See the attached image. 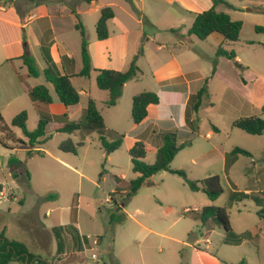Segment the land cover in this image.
Returning <instances> with one entry per match:
<instances>
[{"label":"rangeland","instance_id":"rangeland-1","mask_svg":"<svg viewBox=\"0 0 264 264\" xmlns=\"http://www.w3.org/2000/svg\"><path fill=\"white\" fill-rule=\"evenodd\" d=\"M96 1L97 8L94 13L84 14L80 19L89 41L96 35L98 37L97 22L101 16V9L110 6L117 19L130 31L127 49L130 61L142 55V51L143 54L146 52L138 62L136 60L138 66L140 64L145 72L150 54L154 57L156 53L155 44L147 42V38L155 36L169 47L168 43L174 44L175 47L174 50L164 48L161 51V58L169 59L171 52L174 51L178 55L180 51L187 50L185 55L188 57H179L178 60L199 68L202 73L211 74L214 61L217 59L218 45L215 38L211 36L201 41L191 34L196 45L180 48L176 41L184 40L182 35L186 36L189 33L193 25L192 19L180 21L179 16H172L175 11L168 7L165 0ZM225 1L227 3L215 6L217 10L228 13L233 20L243 22L240 40L226 41L223 45L226 49L234 51L238 58L236 60L220 58L221 61H217L218 75L208 87L210 96L206 98L199 113L195 114L197 127L194 128L196 134L192 137V144L176 154L171 167L184 169L192 179L219 175L224 192L212 204L226 208L235 232L260 229V234L256 238L244 240L239 245L227 244L222 241L226 235L225 230L210 222L200 229L197 239L199 241L195 242L193 239L195 234L190 238L189 233L197 228V223L191 218L184 217L183 210L186 207L206 206L210 204L209 198L203 192L191 191L182 177L169 171L154 175L146 186L124 203L123 210L126 215L122 221L110 222L112 198L120 203L124 200L114 192L113 176L125 175L123 177L128 179L136 177L128 154L131 135H127V129L133 123L131 109L133 99H130V96L133 91L138 92L135 95L143 92V88H147L151 83L148 82L150 75L146 74L144 84L132 82L119 98L117 108H114L107 105L109 92L105 97L107 92L98 87L97 74L93 72L90 78H86V82L77 79L73 81L78 88L84 86L88 93L81 96L79 106L86 107L89 100L93 99L110 131L108 139L114 140L115 132L125 136L121 148L108 154L101 145L99 133L84 130L73 134L55 132L52 131L51 124L49 130L52 137L38 146L43 154H29L28 148L24 147L16 148L12 152L10 148H14L13 142L5 146L0 140V234L4 239L17 241L26 246L28 252L34 256L32 261L26 264H33L38 258L44 260L46 264H200L197 249L212 253L221 259L222 264H240L242 259H246L248 264H264V204H257V201L264 197L261 191L264 188V134L252 135L232 126V118H239V114L264 118V114L258 109L249 108L248 112L245 110L244 113H240L232 108L234 87L243 93H248L250 87H264V44H247L264 36V33L256 30V27H264L262 23L264 14L247 10L258 6V3L264 6V0ZM24 3L30 2L24 0ZM140 19L142 22H139ZM111 20L112 18L107 22L108 29L115 32L119 27ZM10 28L14 30L13 27ZM181 30L188 31L185 33ZM73 33L69 48L76 52L79 67L81 34L78 30ZM56 52L55 46L54 53ZM33 54L41 75L31 78L29 84L46 85L50 89L53 102L60 103L53 85L47 82L43 72L47 62L39 49H34ZM194 56L195 59H191ZM8 67L4 65L0 68L2 88L0 113L15 136L26 140L23 131L12 126L13 117L26 110L27 129L30 131L37 127L39 118L28 93H22L16 99L10 100L14 83L4 73ZM229 73L233 76V82L228 86L226 80ZM243 78L248 82L247 86H243ZM24 84L20 82L18 87ZM238 94L242 95L240 92ZM55 110L57 111L56 108ZM74 110L72 108L67 113L70 120H73ZM208 133L212 134V138L207 136ZM68 138L76 145L83 143L82 146H78L77 154L67 153L59 148ZM213 144L220 145L219 153H222L223 149L230 152L235 147H241L251 155L238 154L233 166L225 169L223 156L210 151ZM147 151L145 161L153 163L155 151L150 148ZM12 153L21 162L20 167L9 165L8 160ZM227 159L229 162L232 160L228 156ZM247 186L251 188L256 199L232 198L233 191L243 192ZM50 194L56 196L50 197ZM72 222L77 225L82 235L90 239V244L83 252H76L70 247L67 254L59 260L56 256L57 244L52 227ZM138 222L147 224L156 233L144 232ZM207 229L215 231L207 235ZM157 233L169 235L174 239L162 237ZM96 237L102 238L96 239L95 242ZM207 238L211 240L208 245Z\"/></svg>","mask_w":264,"mask_h":264},{"label":"trees","instance_id":"trees-1","mask_svg":"<svg viewBox=\"0 0 264 264\" xmlns=\"http://www.w3.org/2000/svg\"><path fill=\"white\" fill-rule=\"evenodd\" d=\"M13 1L15 0H0V3L3 2L6 4ZM34 1L35 3H38L43 0H30V2ZM56 1L66 2L68 0ZM87 1L90 2V0ZM219 3H227V1L213 0V6L211 8L197 13L189 33L195 35L200 40H205L211 34L218 33L223 36L224 40L227 42H237L240 38L243 22L240 20H233L226 12L217 11L215 6ZM254 9L258 12L264 13V6L262 5H258L254 7ZM73 12L79 19L75 27L81 34V57L83 64L81 70L76 75L89 77L91 72L96 70L97 85L100 89L107 90L109 92V99L106 103L108 106H114L117 104L118 99L123 93L124 84L130 80L139 78L142 73L136 63L137 59L134 58L126 70L94 69L89 52L90 42L86 36L84 25L81 23L77 12L75 10H73ZM114 16L115 14L112 7L105 6L101 9V16L97 22L99 40H105L109 37L107 22ZM256 30L258 32H264V27H256ZM141 53H143V51ZM217 55L225 56L229 59H234L236 57L234 51L228 52L221 46L218 47ZM21 58L27 66V75L29 77H38L41 74L34 56L25 53L21 56ZM45 59L47 62V67L43 71L45 78L47 82L53 85L60 102L66 107L77 105L80 102V94L71 81L72 75L67 72H63L53 61L49 53ZM214 64L212 73L206 79L204 86L191 97L194 111H197L200 108L204 98L209 95L208 80L213 76L216 70V60L214 61ZM29 95L39 116L37 127L32 131L28 130V112L26 110L19 112L13 117L12 126L20 128L23 131L26 140L17 138L0 113V140L3 145L6 146L9 142H13L15 146L19 145L29 147V154H43V151L37 148L39 145L44 144L52 137V133L49 130V125L51 124L52 131L55 132L73 134L77 131L84 130L89 133H99L101 145L108 154L121 147L125 136L115 132L114 134L116 135V138L114 140L108 139L110 131L107 129L104 117L97 109L93 99H90L88 105L82 109L79 120L74 121L68 118L69 116L67 113L53 114L51 112L50 106L53 102V97L46 85H37L32 87L29 90ZM157 103H159V96L156 92L143 91L135 95L133 97L132 104L133 121L135 123L143 121L148 114V106L150 104ZM262 110L264 112V106ZM188 123L190 131L175 129L171 133H167L163 136L164 142L158 148L156 158L153 163H147L144 160L147 151L146 145L143 141H137L132 146L129 150V155L131 157L133 171L138 175L136 178L130 180H126L117 175L113 176L115 184L114 192L120 195L124 200L120 203L116 199L112 198L111 201L113 206L110 213V222L122 221L126 215L123 210L124 203L134 197L154 175L161 171H169L182 177L185 184L191 191H201L205 193L210 200L214 201L224 192L221 178L217 174L209 175L200 179H192L188 176L184 169L171 168V162L175 158L176 154L183 148L190 146L192 144V137L196 134L194 133V128L197 127V119H189ZM232 126L252 135L264 134V118L260 116L237 118L233 121ZM181 138H186V140L180 142L179 140ZM82 145L83 143H78L76 145L68 138L60 144L59 148L64 152L77 154L78 146ZM238 154L248 156L251 155L249 151L241 147H235L230 152L232 158L236 157ZM8 163L11 167L21 166V162L13 155V153L10 156ZM26 174L29 176L27 169ZM262 193L264 194V191ZM49 196L55 197L56 195L50 194ZM245 196L246 194L240 191H234L232 193V198L235 200H240ZM254 198L256 199V197ZM257 204H264V197L260 198L257 201ZM184 216L191 218L197 223V228L189 233L190 238L195 234L193 239L198 238V235L201 232L200 229L210 222H212L211 224L217 225L225 230L226 235L224 243L239 245L244 240L254 238L251 231H245L242 233L235 232L231 224L229 213L224 207L210 204L198 209H189L184 212ZM52 233L57 243L56 256L59 260L67 254L70 247L76 252H83L87 245L90 244V239L81 235L77 226L73 223L54 226L52 227ZM101 238L102 237H98L99 240ZM33 257L34 256L28 252L25 245L17 241H10L6 238L4 239V236L0 234V264H10L12 261H18L19 263L21 262L22 264H26V262H31ZM66 260L69 261L70 259ZM33 264H46V262L38 258ZM240 264L248 263L246 259H242Z\"/></svg>","mask_w":264,"mask_h":264},{"label":"crops","instance_id":"crops-1","mask_svg":"<svg viewBox=\"0 0 264 264\" xmlns=\"http://www.w3.org/2000/svg\"><path fill=\"white\" fill-rule=\"evenodd\" d=\"M165 1L168 2V7L170 8L172 7V9H174L175 11L174 15L172 14V16H179L181 18L180 21H183L186 18H191L192 23L194 22L195 15L197 13L207 10L213 6V2H211L212 0H165ZM257 5H260V3H258ZM254 7L255 6H253V8L250 7L247 10L258 12L257 10H254ZM96 8H97L96 0H90V2L87 0H68L66 2H60L56 0H43V1H39L38 3L30 2L26 4L24 3V0H15L13 2H9L6 4L3 2L0 3V23H1L0 24V68L3 67L4 65L9 66L5 70L4 73L8 77H10V80H12L13 81L12 83H14V86H13L14 90L12 92V95H10L11 101L13 99H16L22 93L29 94V90L32 87H34V85L29 84V80L33 77H29L27 75L28 73L27 66L24 64L21 58V56L25 53L34 56L33 54L34 49L36 50L39 49L44 59L49 53L53 61L59 66V68L63 72H67L72 75L71 77L72 83L73 81H75V79L79 81L83 80L84 82H86L87 79L90 78V76L81 77V76L76 75L83 66L82 57H81V65H80L81 67L80 66L77 67L78 62L76 59V52H72L69 47H70V40H71L72 34H74L73 32L77 30L75 25L77 24V21L79 20L77 18V15L73 12V10L77 12V14L79 15L81 19L84 14L94 13ZM215 9L217 10L216 7ZM219 12H222V11H219ZM258 13H261V12H258ZM261 14H264V13H261ZM111 21L116 23V26L119 27L118 30H116L115 32H110V30L108 29L109 37L105 40H99L96 35L95 38L89 41L90 42L89 52H90V56L92 60V65L94 69L126 70L131 63L129 59V54H128L129 52L127 50L130 31L126 25H124L121 21L117 19L116 16H114ZM139 22H142V19H140ZM10 27H13L14 30H12ZM182 31L187 33L188 30H181V32ZM260 33H264V32L260 31ZM193 36L197 38L195 35ZM211 36L215 38L216 44L218 45V47L219 46L223 47V45H225L226 41L224 40L223 36H221L220 34L213 33L209 37ZM182 37L184 38V40L176 41V43L180 46V48L182 47L188 48V45L190 46L196 45V42L193 41L191 34L187 33L186 36L182 35ZM258 39L260 40L250 41L247 44H254V43L264 44L263 42L264 36L263 38L261 37ZM147 42H152L153 44H155V52H156L155 56L153 57V55L150 54V57L148 60L149 65H148L146 72L139 64V66L142 68V69L140 68L142 70L140 77L137 79L130 80L127 83H125L123 86L122 95L124 94L126 88L132 82L135 81L138 84H144L146 82L145 74L146 76L150 75L149 76L150 81L148 82L151 84L147 88H143V89L144 91L156 92L159 96V103L150 104L148 106V114L145 117V119L141 121L140 123H135L133 121V123L128 127L127 135L128 134L131 135V143L128 144V149L130 150L137 141H143L146 145V151L149 148L153 149L155 151L154 153H155V158H156L157 150L163 144L164 142L163 136L165 134L171 133L175 129L183 130L185 128H188L190 130L188 120L197 119L195 117V114L199 113L201 107H203V104L206 98H208V96L210 95L204 98L200 108L197 111H194V107L191 102V97L197 91H199V89H201L204 86L206 79L211 74L209 75L206 73H202L199 68H196L192 65H188L187 62L186 64L181 63L178 59L179 57H183V58L188 57L187 55H185V53L188 52L187 50L180 51L179 52L180 54L178 55L173 51L171 52V58L166 59L164 57L162 58L160 57L162 56L161 51L164 48H169V49L173 48L172 50H174L175 49L174 44L168 43L170 45L169 47L167 44L157 40L155 36L154 37L149 36V38H147ZM54 44L57 50L56 54L54 53V49H55ZM80 45H81V40H80ZM218 47L216 49V54L218 51ZM223 48L227 50L228 52L232 51V50L226 49L225 47ZM53 53L55 54V56ZM144 53L146 54V52ZM145 54L142 53L143 57L145 56ZM142 55L138 56L137 62H138V59L140 60ZM216 57L217 59L215 60L216 61L219 60V62L221 61L222 58L232 60L225 56L217 55ZM237 58L238 56L236 54V57L234 59L236 60ZM188 59L194 60L195 56L191 59L190 58ZM93 72L97 74L96 70H93L91 74ZM217 75H218V70H215L213 76L208 80V87L210 86V83L212 82V80H214V78H216ZM242 80H243L242 81L243 86H247L248 82L246 81V79L243 78ZM20 82H23L25 84L23 86L19 85L18 87V84H20ZM231 82H233V76L232 74L229 73V78L226 80V84L228 85ZM75 88L78 90L80 94V98L81 96L88 95L87 90L84 86H81L80 88L75 86ZM234 88H235V91L233 92V95H232L233 101H234L232 108L234 110L240 111V113H244L245 110H247L248 112L249 108H251V109H258L264 114L262 110L264 106V87H258V88L250 87V90L248 91V93L247 92L243 93L239 89L237 90L236 87ZM1 92H2V88L0 85V94ZM106 92L107 93L105 97L108 96V91L106 90ZM237 92L242 93V95L238 94ZM135 93H138V92L133 91V93H131L130 99L131 98L133 99ZM79 104L80 102L77 105L66 107L61 102L60 103L52 102L50 108L53 114L69 113L72 110V108H74L75 109L74 117L72 119L78 120L80 118L81 111L84 108L81 105L79 106ZM118 104H119V101L116 105H114V108H117ZM55 108L57 109V111L55 110ZM239 115H240L239 118L248 117V116H257V115H248V114H239ZM232 119H233L232 120L233 122L237 118L233 117ZM214 129L218 131L216 128ZM189 130L185 129V131H189ZM207 136L209 138H212V134L210 133H208ZM184 139L186 140V138H181L180 142H182ZM23 147L29 148L26 146H19V147L14 146V148H12L11 151L14 152L16 148H23ZM219 148H220V145L213 144L212 149H210V151L212 153L218 152L219 155L223 156L224 161H225V169L227 168L230 169V167H232L233 164L236 162L237 157H234V158L231 157L230 152L232 150L230 152H226L223 149L222 153H219ZM129 150H128V154H129ZM147 154H148V151L146 153L144 160H146ZM227 156L228 158L229 157L232 158L231 162H229V159H227ZM110 159H111V156H110ZM193 162L194 161L192 160L191 163ZM132 168H133V165H132ZM135 174L137 177L138 174L137 173ZM123 176L125 175H122L119 177H122L126 180L133 179V178L128 179ZM14 179L16 180L17 178L14 177ZM250 189L251 188L247 186L243 192L246 194L245 197H251L253 199L255 195L253 196V192ZM235 191H238V190H235ZM261 191H264V188ZM198 192H201V191H198ZM209 201H210L209 203L212 204L213 200L209 199ZM198 208H201V207H198V206L194 208L186 207L183 210V216H184L185 211L189 209H198ZM67 209H69V207ZM138 224L140 226V229L143 230L144 232L156 233L147 224L142 223V222H138ZM213 231H215V229H207V235H210L211 232ZM246 231H250V230H246ZM242 232H245V231H241L239 233H242ZM251 232L254 238H256L260 234V229H258L257 231L254 230ZM158 235L162 237H168L169 239H174L173 237L169 235H164V234H158ZM224 238L225 236L222 239L223 242H224ZM94 239H95V242H97L96 239H98V237ZM197 239L198 238L194 239L195 242L199 241ZM210 242H211L210 238H207L206 240L207 245ZM56 250H57V247H56ZM203 251L204 250L197 249V253L200 256L199 258L200 264H222V261L220 258L215 257L212 253L210 254L209 252H203Z\"/></svg>","mask_w":264,"mask_h":264}]
</instances>
